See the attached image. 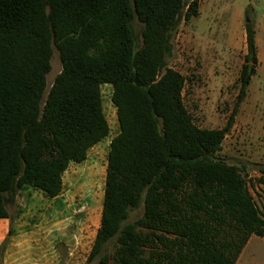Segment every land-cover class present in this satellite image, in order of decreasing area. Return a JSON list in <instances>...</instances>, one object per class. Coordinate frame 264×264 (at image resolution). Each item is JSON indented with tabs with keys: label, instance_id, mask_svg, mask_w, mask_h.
I'll list each match as a JSON object with an SVG mask.
<instances>
[{
	"label": "trees",
	"instance_id": "trees-1",
	"mask_svg": "<svg viewBox=\"0 0 264 264\" xmlns=\"http://www.w3.org/2000/svg\"><path fill=\"white\" fill-rule=\"evenodd\" d=\"M198 9L197 0H0V219L25 185L57 197L68 165L108 138L101 86L110 85L119 133L85 264H235L251 236L264 237L245 180L216 157L256 73L253 22L247 9L233 111L223 129H200L183 104L185 78L167 64L181 19ZM53 46L61 71L43 101Z\"/></svg>",
	"mask_w": 264,
	"mask_h": 264
},
{
	"label": "rangeland",
	"instance_id": "rangeland-1",
	"mask_svg": "<svg viewBox=\"0 0 264 264\" xmlns=\"http://www.w3.org/2000/svg\"><path fill=\"white\" fill-rule=\"evenodd\" d=\"M183 1L188 4L192 0ZM197 1L198 16L189 22L181 19L172 39L173 51L167 64L185 78L183 104L198 128L223 129L233 111L238 77L247 52L244 31V12L247 9L248 19L257 32L259 64L256 74L216 157L238 169L255 203L261 207L260 199L264 193V0ZM141 30L142 25L135 20L137 47L141 45ZM60 71L59 54L53 46L43 101ZM111 92L110 85L101 86L103 111L110 135L90 152L86 163L75 167L73 176L68 171L63 177L66 184L70 173L73 196L88 204L89 216L95 221V226L100 220L109 142L119 132L112 121ZM70 188L66 186L64 195L69 194ZM141 214L142 207L133 210L127 222H134ZM257 242L259 246L255 248L254 258L264 260V240ZM108 254H114L113 247L108 249Z\"/></svg>",
	"mask_w": 264,
	"mask_h": 264
},
{
	"label": "crops",
	"instance_id": "crops-1",
	"mask_svg": "<svg viewBox=\"0 0 264 264\" xmlns=\"http://www.w3.org/2000/svg\"><path fill=\"white\" fill-rule=\"evenodd\" d=\"M256 35L255 30L259 64ZM104 139L89 149L84 162H71L68 165L62 174V190L57 197L49 198L42 191L28 185L16 192L13 200L6 205L8 218L0 219V264L86 263L100 223L95 226V221L89 216L88 204L73 196V189L69 184L70 173L67 175V185L63 177L68 171L73 176L75 167L86 163L90 152ZM112 139L113 137L111 141ZM66 186L70 188L68 195H64ZM260 200L261 207L253 199L258 212L264 218V193ZM257 240H264V237L251 236L235 264H264V260L254 258L255 248L259 246Z\"/></svg>",
	"mask_w": 264,
	"mask_h": 264
}]
</instances>
